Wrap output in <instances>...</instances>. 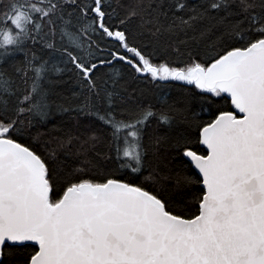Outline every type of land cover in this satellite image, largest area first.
Returning <instances> with one entry per match:
<instances>
[{
    "label": "snow or ice",
    "instance_id": "snow-or-ice-1",
    "mask_svg": "<svg viewBox=\"0 0 264 264\" xmlns=\"http://www.w3.org/2000/svg\"><path fill=\"white\" fill-rule=\"evenodd\" d=\"M0 264H264V0H0Z\"/></svg>",
    "mask_w": 264,
    "mask_h": 264
},
{
    "label": "trees",
    "instance_id": "trees-1",
    "mask_svg": "<svg viewBox=\"0 0 264 264\" xmlns=\"http://www.w3.org/2000/svg\"><path fill=\"white\" fill-rule=\"evenodd\" d=\"M173 91H175V89H173Z\"/></svg>",
    "mask_w": 264,
    "mask_h": 264
}]
</instances>
